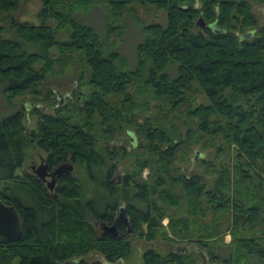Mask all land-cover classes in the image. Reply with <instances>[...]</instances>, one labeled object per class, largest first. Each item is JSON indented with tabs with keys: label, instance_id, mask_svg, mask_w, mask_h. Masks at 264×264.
<instances>
[{
	"label": "trees",
	"instance_id": "obj_1",
	"mask_svg": "<svg viewBox=\"0 0 264 264\" xmlns=\"http://www.w3.org/2000/svg\"><path fill=\"white\" fill-rule=\"evenodd\" d=\"M38 1L34 23L16 19L22 0H0V22L8 24L0 25V86L14 108L0 117V200L17 209L23 226L17 241L0 234V264H137L135 235L151 244L139 264H264V24L251 4L264 0ZM139 4L162 10L165 23L138 19ZM93 6L108 13L102 38L85 20ZM128 11L141 26L135 61L117 50L126 29L117 24ZM5 30L13 36L4 37ZM76 56L81 69L66 101L56 102L50 89L42 94L53 67L64 70ZM198 92L204 103L196 102ZM41 101L53 111L41 110ZM27 110L32 128L24 123ZM179 110L188 126L184 134L174 123ZM126 126L139 145L114 146ZM191 137L218 156L223 152L222 165L211 169L217 173L212 184L175 164L189 156ZM33 149L51 168L73 165L53 191L31 170L20 173ZM125 157L134 168L119 177ZM182 198L185 216L168 214ZM121 206L134 232H100ZM206 209L228 215L226 257L215 252L222 242L220 221L204 225L197 239L189 233L191 216ZM247 229L256 233L245 234ZM157 238L186 247L161 254L153 247ZM192 244L194 250L187 247ZM92 253L104 261H88Z\"/></svg>",
	"mask_w": 264,
	"mask_h": 264
},
{
	"label": "rangeland",
	"instance_id": "obj_2",
	"mask_svg": "<svg viewBox=\"0 0 264 264\" xmlns=\"http://www.w3.org/2000/svg\"><path fill=\"white\" fill-rule=\"evenodd\" d=\"M104 4V3H103ZM252 4V11L253 13L256 15V17L258 18V20L260 21L261 24H264V5H260L258 3H251ZM41 8V2H39L38 0H22L20 6L18 7L17 11L14 13L15 17L17 20H29L31 22L37 23L38 18H37V14L39 12ZM135 11H136V16L138 19H142L143 22L146 23H150V22H159L161 24L165 23V14L162 10L154 8L150 5H136L135 6ZM108 13L103 10L102 7H98V6H93L90 10H88L87 12V18L85 19L90 25L92 24L93 26H95V28L98 29V31L101 33V38L104 37V31H103V27H102V22L104 17H106ZM2 17V14H0V18ZM82 16L80 15L79 18H81ZM135 16L130 13L129 11L124 13V15L122 17H120L119 22H118V26L121 24H125L126 25V29L124 30L121 39L117 40L118 42V46H117V50L118 47L127 55L130 56L129 59L134 60L135 61V57L133 58V49H134V45L136 43H138L142 37L141 35V26L139 23L136 22V20L134 19ZM1 20V19H0ZM4 25L7 28V22H0V25ZM2 35L4 37H11L13 36V34L11 32H9V30H5L4 32H2ZM117 37V36H116ZM65 38V35H64ZM120 52V51H119ZM121 53V52H120ZM123 54V53H122ZM133 64V63H132ZM81 63L80 60L78 59V57L76 56L74 58V60L70 63V65H68L64 70L58 66H54L53 67V74H48L46 79H45V84L43 85V87H41V93L44 94L46 92L47 89H50L52 91L55 92L54 97L56 102L58 101V97L56 95V92L58 93V95L63 96L62 100H61V104L63 103V101H66V97L68 95H70L72 93V89L73 87L76 85V79L78 77V73L79 70L81 69ZM2 87L0 86V117L7 115L8 113H10L11 111L14 110V108L9 107L8 104L6 103L5 99L2 96ZM205 99L202 96V94H200L199 92L197 93V99L196 102L197 103H204ZM42 103V101L40 102ZM23 103L19 100L16 101V106H20ZM29 104V103H27ZM30 106V104H29ZM41 106V110L46 111V112H52L53 108L52 106H48L47 104H40ZM153 111V110H152ZM26 112V117L24 119V123L26 125L29 126V128L34 127L35 124V120L33 119L34 116L32 114H30V111L27 110ZM180 112V113H179ZM177 114H180L179 119L176 118V120L174 121V123L179 127V129H181V132L184 134L187 131L188 126L184 124V111L179 110L177 112ZM193 128V130L196 131V127L195 126H191ZM127 131H132L135 133V131L131 128H129L128 126L125 127V129L123 130L122 133H120V135L118 137H116L114 143V146H120V145H124L126 146V148H130V146L132 145H139V142L141 141V139L139 138V136L136 134L135 137H131L130 135L126 134ZM196 133L199 135V132L196 131ZM119 134V133H118ZM191 151L189 156H187L186 160L183 161V159L180 160L179 159L175 162L176 165H178L180 168L184 169V171L188 174L190 173H197L199 175H203L204 179L210 181L209 183L212 184V181L214 178L217 177V173H212L211 169H217L218 167H220L223 161V152H220V155H217V149H215L214 147H207V148H203L201 144H198L197 142H194V138L192 139L191 137ZM214 141L216 143H218V145H220V141L217 139H214ZM194 142V143H193ZM222 149H224V146L221 145ZM129 151H131L130 149H128ZM198 152V154H200V156H196V159L193 160L192 158L194 157L195 153ZM217 155V156H216ZM45 154L41 151H39L38 149H33V150H29L28 151V158L26 159V161L24 162L22 169L20 170V173L23 170H31L30 166L33 164H39L41 158H44ZM201 160L210 165V168L208 167L206 170V168H204L203 165H201ZM134 160L130 157H125V159L122 160V162L118 165V169L116 171V175H118L119 177H122L123 175H125L127 173V171H130L132 168H134V164H133ZM221 164V165H220ZM148 168H146L143 173H142V177L145 178L148 176ZM210 172V173H209ZM19 173V171H18ZM209 186V184H208ZM184 203V198H182L181 200V205L180 207H178V210L176 207L170 206L168 207V214H172L173 216H178V217H182L185 216L184 214V209L185 206H183ZM186 205V204H185ZM166 206V205H165ZM164 206V207H165ZM187 206V205H186ZM190 206V205H189ZM188 206V207H189ZM204 206V205H203ZM223 217V218H221ZM228 215L225 212H217L216 214L213 213L212 210L206 209L205 210V215H199V214H195L191 216V223L190 224V234L194 233L195 234V238L197 239V234L198 233H204L203 231V226L205 225L207 228L214 226V224H216V222L220 221L219 223V229L222 232V242H219L221 245L216 247L215 252L217 253V255H219L220 257H226L228 255V251L225 249L226 245H229L232 241V226L231 223L229 222V219L227 220ZM227 220V221H226ZM169 221L168 216L163 217L162 219V224L164 227H166L167 223ZM260 230L261 227H257V233L256 231L253 232L252 229H247L246 232H244L245 234H249V235H253V234H258L260 235ZM242 231V230H241ZM134 240H133V246L135 249V253H134V259L135 261L132 262H137V264H139L141 262L140 258H141V254L143 253L144 250H146L151 244L149 242H146L142 239H140L137 235L134 236ZM211 242V241H208ZM223 243V244H222ZM195 245V244H194ZM192 244L187 246L188 248H190L191 250H194V246ZM171 246L173 247H186L185 244H180L177 245L175 243L172 242H166L163 241L160 238H157L154 243H153V247L155 250H157L159 253L161 254H165L166 252L169 251V249L171 248ZM209 249H206V251ZM203 251H198V256L201 257ZM205 254V253H204ZM206 256V254H205ZM88 261H95V260H100L101 262L104 261V258L99 255V254H89L85 257ZM199 258V257H198ZM200 260V258H199ZM207 262V261H206ZM208 263V262H207ZM69 264H73V263H69Z\"/></svg>",
	"mask_w": 264,
	"mask_h": 264
},
{
	"label": "water",
	"instance_id": "obj_3",
	"mask_svg": "<svg viewBox=\"0 0 264 264\" xmlns=\"http://www.w3.org/2000/svg\"><path fill=\"white\" fill-rule=\"evenodd\" d=\"M198 22L204 26V22L202 19H200ZM210 27H213V29L217 31V28L214 27V24H211ZM244 37H250V34H245ZM56 95L58 97L59 103H61L63 96L58 95L57 92ZM196 156H200V154L196 152L193 157V160L196 159ZM48 167L49 166L44 161V159H41L38 165L33 164L31 166V170L39 179L43 181H45L47 175L51 176V180L47 182V185L50 189H52L55 183V176H63L65 174H70V172H72L73 170V165L70 163L60 164L50 173L47 171ZM119 226L124 227L126 233L128 234H132L134 232L130 224V219L126 214L124 206H121L119 208L118 215L114 219V222L112 224L110 225L106 223L101 224L103 234L115 233L118 230ZM0 234L10 241L19 240L23 234L22 220L19 212L14 206L5 204L1 200H0ZM179 249L183 250L185 249V247H180ZM201 258H202V262L206 263L207 258L203 252L201 254Z\"/></svg>",
	"mask_w": 264,
	"mask_h": 264
},
{
	"label": "flooded vegetation",
	"instance_id": "obj_4",
	"mask_svg": "<svg viewBox=\"0 0 264 264\" xmlns=\"http://www.w3.org/2000/svg\"><path fill=\"white\" fill-rule=\"evenodd\" d=\"M41 159H44V161L47 163V161H46V158L44 157V158H41ZM41 161V160H40ZM40 163V162H39ZM48 164V163H47ZM35 165H38V164H35ZM32 166V165H31ZM31 166H30V169H31ZM49 166V165H48ZM56 167H53V168H51L50 166L48 167V169H47V171L50 173L52 170H54ZM32 171V170H31ZM73 171V170H72ZM59 177H61V176H55V183H54V185H53V187H52V189H50L49 187H48V185H47V182L48 181H50L51 180V176H49V175H47L46 176V179H45V181H43V180H41L44 184H45V186H46V188L48 189V190H50V191H53L55 188H56V185H57V183H58V179H59ZM117 215H118V213H117ZM117 215H116V217H117ZM115 217V218H116ZM114 218V219H115ZM113 222H114V220H113ZM112 222V223H113ZM102 224V223H101ZM101 224H100V232H102L103 233V230H102V228H101ZM110 225V224H109ZM121 227L122 226H119L118 227V230L115 232V233H110V234H114V235H119L120 233H121ZM123 229H124V231H125V228L124 227H122ZM126 232V231H125ZM126 234H128V233H126Z\"/></svg>",
	"mask_w": 264,
	"mask_h": 264
}]
</instances>
